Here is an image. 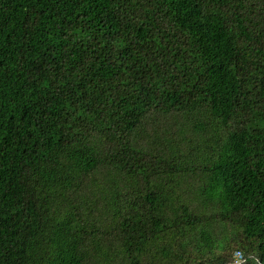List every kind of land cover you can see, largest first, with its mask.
<instances>
[{
    "label": "trees",
    "instance_id": "trees-1",
    "mask_svg": "<svg viewBox=\"0 0 264 264\" xmlns=\"http://www.w3.org/2000/svg\"><path fill=\"white\" fill-rule=\"evenodd\" d=\"M0 264H264V0H0Z\"/></svg>",
    "mask_w": 264,
    "mask_h": 264
}]
</instances>
